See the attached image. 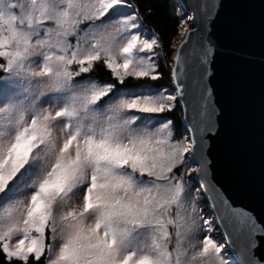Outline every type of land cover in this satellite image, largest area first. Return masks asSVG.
Wrapping results in <instances>:
<instances>
[{"label": "snow or ice", "instance_id": "snow-or-ice-1", "mask_svg": "<svg viewBox=\"0 0 264 264\" xmlns=\"http://www.w3.org/2000/svg\"><path fill=\"white\" fill-rule=\"evenodd\" d=\"M190 8L170 91L133 0H0V264H264V223L230 203L209 160L219 4Z\"/></svg>", "mask_w": 264, "mask_h": 264}, {"label": "water", "instance_id": "water-1", "mask_svg": "<svg viewBox=\"0 0 264 264\" xmlns=\"http://www.w3.org/2000/svg\"><path fill=\"white\" fill-rule=\"evenodd\" d=\"M171 1L180 7L181 16L187 17L191 33L196 27L189 22L192 0ZM217 2L218 14L207 25L208 35L216 45L208 83L221 116L219 134L209 140V160L215 162L216 180L223 185L221 192L230 203L264 223V0ZM182 40L184 37L176 47L190 46L191 38L183 44ZM179 108L182 122L183 110ZM204 202L229 251L228 236L213 220L208 202ZM256 240L254 254L264 260V235H257Z\"/></svg>", "mask_w": 264, "mask_h": 264}, {"label": "trees", "instance_id": "trees-1", "mask_svg": "<svg viewBox=\"0 0 264 264\" xmlns=\"http://www.w3.org/2000/svg\"><path fill=\"white\" fill-rule=\"evenodd\" d=\"M133 3H138L143 12H150L144 19V24L152 31L160 35L161 47L157 49L161 53L159 65L163 71L165 65L168 66V71L164 72V79L162 84L164 88L170 91L174 90L169 87L170 68L173 62L174 41L178 38L180 33V24L182 17L181 9L171 0H133ZM94 75L101 79H108L109 74L101 69H97ZM176 132L179 136L183 129L181 122V111L179 106L175 111Z\"/></svg>", "mask_w": 264, "mask_h": 264}, {"label": "rangeland", "instance_id": "rangeland-1", "mask_svg": "<svg viewBox=\"0 0 264 264\" xmlns=\"http://www.w3.org/2000/svg\"><path fill=\"white\" fill-rule=\"evenodd\" d=\"M187 17H182V20H181V24H180V33H179V36L178 38L174 41V48L176 47V45L179 43V41L181 40V38L183 37L182 35V31L187 29ZM46 106V105H45ZM0 119H2V117H0ZM177 133V132H176ZM182 134V131L180 132L179 135ZM194 166V165H193ZM196 208H197V211H200L201 209H203V212L206 216L207 219L211 220L212 221V217L211 215L207 212V208H206V204L205 202L203 201L202 203L200 204H197L196 205ZM213 223V222H212ZM214 226V224H213ZM212 235L218 240V242L220 244H224L221 240H220V236H219V233H218V230L215 229V231L212 233ZM197 239H202V237H198ZM225 245V244H224ZM223 251V254H224V257L226 259L230 258V254H229V251L226 249V247L222 250Z\"/></svg>", "mask_w": 264, "mask_h": 264}]
</instances>
